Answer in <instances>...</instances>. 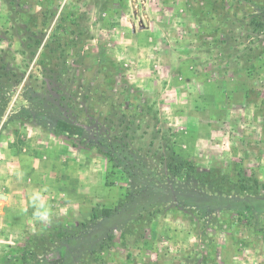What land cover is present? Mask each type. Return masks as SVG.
Returning a JSON list of instances; mask_svg holds the SVG:
<instances>
[{
  "label": "rangeland",
  "instance_id": "obj_1",
  "mask_svg": "<svg viewBox=\"0 0 264 264\" xmlns=\"http://www.w3.org/2000/svg\"><path fill=\"white\" fill-rule=\"evenodd\" d=\"M54 11L76 34L51 38ZM0 50L24 74L17 86L0 71V264H264V193L191 192L157 159L171 128L202 167L240 163L264 182V0H0ZM131 183L136 200L119 207Z\"/></svg>",
  "mask_w": 264,
  "mask_h": 264
},
{
  "label": "trees",
  "instance_id": "obj_2",
  "mask_svg": "<svg viewBox=\"0 0 264 264\" xmlns=\"http://www.w3.org/2000/svg\"><path fill=\"white\" fill-rule=\"evenodd\" d=\"M57 12H50L45 15L47 17L43 25H49L55 20ZM45 22V23H44ZM76 26V20H68L67 17L58 16L55 20L53 27V34L51 38L55 39L58 33H71L76 34L74 27ZM55 48L52 49L53 52H64L62 46V41L57 38L53 42ZM40 43H38V46ZM8 52L0 50V71H4V75L15 80V84L18 86L22 83L24 74H19L14 71H10L7 65L9 59ZM108 63V60L103 56L99 59V67L101 70L104 69V65ZM111 63V62H110ZM132 104V103H131ZM142 113H147L154 121V123L159 126L161 125L160 113L155 104L151 102L139 103L137 106ZM53 119L41 116L39 119V126L47 129L50 132L56 133L57 128L55 124H52ZM157 137L160 140V146L158 148L157 159L159 162L165 166L168 173L175 179L176 182L180 183L184 187L188 188L193 192V188L190 186L192 184H200L201 186L208 187L212 185H217L219 191L225 195H230L231 193H244L249 195H259L264 193V182L260 180L255 172H249L242 164L235 163L233 165L232 173H227L223 168L218 167H202L194 159L189 158L179 147L177 140L175 139V134L171 128H161L157 131ZM99 151H102L99 149ZM104 154V153H102ZM107 156L112 164L114 171L121 172L122 168L119 160L111 157V154H104ZM132 177V175L130 176ZM138 188L136 185L132 184L127 188L125 197L119 202V207H124L127 204H131L136 200ZM113 209L106 210H95L91 216V224H96L100 219H107L112 214ZM110 214V215H109ZM109 215V216H108ZM242 217H246L245 214L240 213ZM87 224H82V229L79 235L84 238L89 235ZM68 236L62 229H59L55 234H49L48 237H35L29 243L30 247L22 255V260L25 263L28 262H38L39 252L38 249H44L49 246L55 239H64ZM114 241L113 237H108L107 239L99 242L101 250H109ZM36 248V249H35ZM45 250H43L44 252ZM42 252V253H43ZM98 263V262H95ZM62 264H72V262H63ZM105 264V263H103Z\"/></svg>",
  "mask_w": 264,
  "mask_h": 264
},
{
  "label": "crops",
  "instance_id": "obj_3",
  "mask_svg": "<svg viewBox=\"0 0 264 264\" xmlns=\"http://www.w3.org/2000/svg\"><path fill=\"white\" fill-rule=\"evenodd\" d=\"M244 103L247 104L246 99H245ZM224 105H225V107H224L225 110H228V111H229V110H230V111L232 110V109H231L232 106H231L229 103L226 102V104H224ZM220 113L223 114V113H225V112L219 111L218 114H220ZM195 124H196V123H195ZM192 130H193L194 132L197 133V135L194 134V136H195V140H196V138H198L197 140H202V138L200 137V135H201L200 131H201V130H200L199 132H198V128H193ZM225 139L229 140L227 136L225 137ZM195 140H194V141H195ZM194 141H193V142H194ZM225 141H226V140H225ZM191 156H192V155H191ZM191 158H192V157H191ZM194 158H195V157H194ZM192 159H193V158H192ZM3 207H4V206H3ZM3 207L0 208V215H1V216L5 214Z\"/></svg>",
  "mask_w": 264,
  "mask_h": 264
}]
</instances>
